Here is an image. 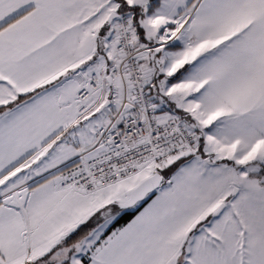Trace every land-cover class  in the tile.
<instances>
[{
	"label": "snow or ice",
	"instance_id": "obj_1",
	"mask_svg": "<svg viewBox=\"0 0 264 264\" xmlns=\"http://www.w3.org/2000/svg\"><path fill=\"white\" fill-rule=\"evenodd\" d=\"M0 264H264V0H0Z\"/></svg>",
	"mask_w": 264,
	"mask_h": 264
}]
</instances>
